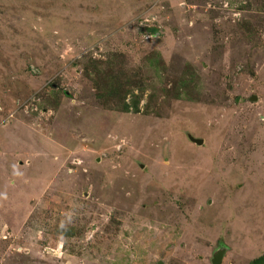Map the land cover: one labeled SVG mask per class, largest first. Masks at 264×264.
Masks as SVG:
<instances>
[{"label": "rangeland", "instance_id": "rangeland-1", "mask_svg": "<svg viewBox=\"0 0 264 264\" xmlns=\"http://www.w3.org/2000/svg\"><path fill=\"white\" fill-rule=\"evenodd\" d=\"M220 252L264 253V0H0V264Z\"/></svg>", "mask_w": 264, "mask_h": 264}, {"label": "trees", "instance_id": "trees-1", "mask_svg": "<svg viewBox=\"0 0 264 264\" xmlns=\"http://www.w3.org/2000/svg\"><path fill=\"white\" fill-rule=\"evenodd\" d=\"M183 79H184V77H183ZM129 86L130 87L128 88V90H126V88L123 87V85L119 81H112L110 94L115 95V93L117 94L120 90H124L125 93H131V91L133 92V90H131V89L134 86L133 85H129ZM177 90H180V88ZM123 104H124V107L122 108V110H124V111H131L133 109L135 111H140V109L138 108L139 99H137V98L133 99L131 103L130 102H128V103L124 102ZM250 264H264V253L262 255H260L259 257L253 259Z\"/></svg>", "mask_w": 264, "mask_h": 264}, {"label": "water", "instance_id": "water-1", "mask_svg": "<svg viewBox=\"0 0 264 264\" xmlns=\"http://www.w3.org/2000/svg\"><path fill=\"white\" fill-rule=\"evenodd\" d=\"M188 136H189L190 140L195 142L196 144H203L205 141L203 138L195 137L192 134H189ZM222 259H223V253L222 252L215 254L214 258H213V264H221ZM159 264H162V263L160 262Z\"/></svg>", "mask_w": 264, "mask_h": 264}]
</instances>
